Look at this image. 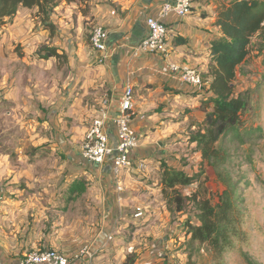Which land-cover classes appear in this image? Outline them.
<instances>
[{"label":"rangeland","instance_id":"1","mask_svg":"<svg viewBox=\"0 0 264 264\" xmlns=\"http://www.w3.org/2000/svg\"><path fill=\"white\" fill-rule=\"evenodd\" d=\"M85 1L78 3L79 11L86 9ZM63 3L55 9L52 34L38 22L36 9L22 7L0 29V262L44 249L75 254L86 245L99 246L114 232L110 248L98 256L111 264H246L244 253L264 264V139L234 145L238 154L231 152L221 168L236 176L243 160L240 172L248 174L249 185L241 235L219 260L187 232L198 222L194 197L215 205L224 189L216 169L202 162L190 141L203 123L202 104L189 102L182 108L185 113L167 116L171 130L155 140L157 155L117 180L82 159L87 131L111 99V74L100 68L101 54L90 44L93 28L100 24L75 14L67 18ZM46 46L61 56L41 58L38 51ZM235 86L251 91L243 121L264 132V54L247 60ZM201 166L202 178L188 187L166 185L165 169L193 175ZM179 196L185 202L181 212ZM138 208L144 213L141 219L134 216Z\"/></svg>","mask_w":264,"mask_h":264},{"label":"trees","instance_id":"2","mask_svg":"<svg viewBox=\"0 0 264 264\" xmlns=\"http://www.w3.org/2000/svg\"><path fill=\"white\" fill-rule=\"evenodd\" d=\"M62 2L79 3L81 0H0V29L11 24L19 9H36L35 16L45 30L56 31L53 21L55 9ZM214 25L220 36L211 43L208 73L210 80L203 101L204 120L190 141L200 150L202 162L212 165L217 172L223 191L219 201L213 205L209 200L197 199L198 222L187 228L190 240L206 246L215 260L221 259L232 246L233 239L241 235L239 230L248 213L245 188L249 185L248 174L221 171L223 165L236 154L234 145L256 144L264 139L262 127L247 126L243 116L250 109L251 91L236 90L238 70L252 56L264 54V0H223L216 13ZM43 59L59 58L55 47H42L38 51ZM238 154V153H237ZM189 175L185 171L165 169L164 180L169 188L188 187L201 179L204 167ZM244 183V186H242ZM177 211L184 209V199L177 197ZM246 264H261L248 253H244Z\"/></svg>","mask_w":264,"mask_h":264},{"label":"crops","instance_id":"3","mask_svg":"<svg viewBox=\"0 0 264 264\" xmlns=\"http://www.w3.org/2000/svg\"><path fill=\"white\" fill-rule=\"evenodd\" d=\"M164 1L167 0H86L84 11H79L78 3L64 2L60 6L64 10L62 14L67 18L75 14L112 30V35H109L105 29L109 50L107 60L100 67L104 73L110 71L111 74L108 75L111 99L106 100L114 107L125 83H132L135 92L134 125L140 133L137 153L147 160L157 155L154 145L160 133L171 130V119L167 120V116L181 115L182 108L189 102L203 106L206 99L205 91L200 95H192L195 92L192 87L165 76L162 72L164 64L172 62L186 65L210 80L207 73L211 43L220 36V30L214 22L223 0H195L187 17L181 20L174 17L169 19L165 53H137L135 47L147 35L146 18L158 15ZM98 58L100 62L102 54ZM158 123L160 126L156 127L157 130L148 134ZM171 141L172 138L168 142ZM158 146L162 149L164 145L158 142ZM164 153L169 154L167 150ZM102 172L109 174L106 169H102ZM102 243L104 241H100L99 247ZM104 258H97V262L103 263Z\"/></svg>","mask_w":264,"mask_h":264},{"label":"built area","instance_id":"4","mask_svg":"<svg viewBox=\"0 0 264 264\" xmlns=\"http://www.w3.org/2000/svg\"><path fill=\"white\" fill-rule=\"evenodd\" d=\"M195 0H167L160 7L156 16H148L145 20L146 37L135 47L137 53L161 55L166 52L169 19H184L193 8ZM90 44L94 51L102 54L101 62L107 60V32L97 25L93 28ZM165 76L175 78L183 85L203 92L209 87V81L195 69L186 65L167 62L162 68ZM107 110L93 119L84 139L81 157L87 163L106 169L109 175L117 178L133 166L145 167L144 158L139 156L137 148L140 133L134 125L135 92L130 81L124 85L123 91L115 101L114 107L106 100ZM120 178V177H119ZM117 189L122 191L118 185ZM137 219L144 216L142 209L134 212ZM115 239L114 232L106 236V241L99 246H84L75 254H67L53 249H44L25 253L4 264H109L97 262L98 256L110 248Z\"/></svg>","mask_w":264,"mask_h":264}]
</instances>
